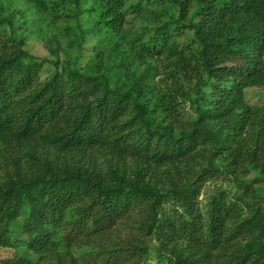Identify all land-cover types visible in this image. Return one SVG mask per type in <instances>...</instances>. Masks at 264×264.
I'll return each mask as SVG.
<instances>
[{
	"label": "trees",
	"instance_id": "16d2710c",
	"mask_svg": "<svg viewBox=\"0 0 264 264\" xmlns=\"http://www.w3.org/2000/svg\"><path fill=\"white\" fill-rule=\"evenodd\" d=\"M250 87L264 0H0V264H264Z\"/></svg>",
	"mask_w": 264,
	"mask_h": 264
},
{
	"label": "rangeland",
	"instance_id": "374dc122",
	"mask_svg": "<svg viewBox=\"0 0 264 264\" xmlns=\"http://www.w3.org/2000/svg\"><path fill=\"white\" fill-rule=\"evenodd\" d=\"M28 49L34 55L42 57V58L44 57L46 58L48 55L45 47L42 44H39L34 40L30 41L28 45ZM47 71H48L47 68L43 70L41 74L42 78L46 76ZM245 98H246L247 103H249L250 105L264 109V87L247 88L245 91ZM220 184H222L220 179L215 180L214 183H208L206 187L202 190L201 197H200L201 201L204 202L206 194L210 190H212L214 186L220 185ZM12 256H13L12 250L0 247V262Z\"/></svg>",
	"mask_w": 264,
	"mask_h": 264
}]
</instances>
